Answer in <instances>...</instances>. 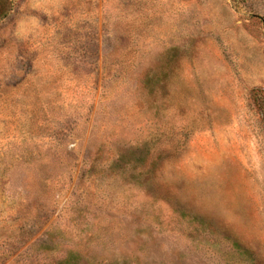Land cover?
Listing matches in <instances>:
<instances>
[{
	"label": "rangeland",
	"instance_id": "obj_1",
	"mask_svg": "<svg viewBox=\"0 0 264 264\" xmlns=\"http://www.w3.org/2000/svg\"><path fill=\"white\" fill-rule=\"evenodd\" d=\"M0 264H264V0H0Z\"/></svg>",
	"mask_w": 264,
	"mask_h": 264
}]
</instances>
